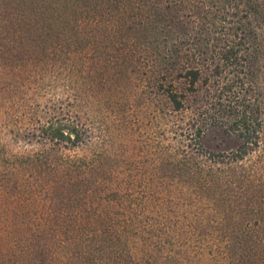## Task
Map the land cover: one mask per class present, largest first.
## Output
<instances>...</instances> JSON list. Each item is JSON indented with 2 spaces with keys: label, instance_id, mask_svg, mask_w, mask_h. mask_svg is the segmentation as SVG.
<instances>
[{
  "label": "trees",
  "instance_id": "trees-1",
  "mask_svg": "<svg viewBox=\"0 0 264 264\" xmlns=\"http://www.w3.org/2000/svg\"><path fill=\"white\" fill-rule=\"evenodd\" d=\"M99 6H104L102 12ZM89 8L84 18L97 34L90 39L102 35L103 48L97 46L108 49L115 59L114 74L131 70L139 76L143 84L139 102L157 103L166 118H173L190 112L191 95L201 91L200 83L208 85L205 103L210 106L202 115L209 117V111H216L213 124L245 140L230 155L204 151L198 143L203 128L190 112V121L178 127L189 141L186 153L195 148V153L208 156L214 165H232L259 148L264 91L253 82L257 49L253 23L264 28V0H80L81 15ZM112 19L115 23L111 25ZM32 80L20 83L23 90L15 89L14 95L21 96L13 99L14 116L8 118L17 130L13 141L26 148L24 152L11 151L0 133V264H175L172 251H164L173 249L175 243L179 247L178 228L203 238V229L191 226L188 216L198 217L199 204L205 212L214 202L221 204L226 195H239L250 205V213L261 214L264 190L259 197L245 183H254L250 178L259 169L250 175L236 167L230 173L214 171L199 163L200 157L193 153L185 160L177 156L161 159L169 162L165 167L188 177L184 185L198 197L193 198L186 219L174 198L164 199L155 190L162 183L124 176L143 172L141 162L116 163L123 155L106 149L120 124L123 130L131 125L127 111L134 108L131 101L119 105L120 100L106 97L112 88L102 80L87 95L91 102L86 108L94 107L97 114L83 122L76 83L70 86L76 94L68 104L35 106L37 97L29 99ZM177 82H182L183 90ZM89 149L91 157L80 156V151ZM154 166L151 172L158 168ZM205 199L208 202L203 204ZM257 222L261 225L263 220ZM241 223L236 239L259 245V237L246 228L249 221Z\"/></svg>",
  "mask_w": 264,
  "mask_h": 264
},
{
  "label": "rangeland",
  "instance_id": "rangeland-1",
  "mask_svg": "<svg viewBox=\"0 0 264 264\" xmlns=\"http://www.w3.org/2000/svg\"><path fill=\"white\" fill-rule=\"evenodd\" d=\"M103 7H98L100 12L104 9ZM90 11L89 8L83 10L85 14H80L82 12L80 0H0V133L4 142L9 143V149L14 153H21L26 149L13 141L16 140L14 137L17 130L8 122V118L13 117L15 112V108L10 107L12 101L15 98L18 100L21 96V93L14 95L15 89L17 90V87L18 90L20 89V83L33 78L31 82L34 83L30 87L33 95L30 94L28 98L37 97L32 104L35 106L46 102L57 104L59 101L68 104L76 94L73 91L79 87L80 117L84 122L90 115L94 119L97 114L94 107L86 108L91 102L87 96L88 91L92 85H98L103 80L106 86L112 88V91L107 92L106 97L111 95L110 98L113 101L120 100L119 105L123 100L131 101L134 106L132 111L127 110L132 121L131 125L123 130L120 124L107 140V148L105 147L107 150L118 151L123 155L122 158L117 159L116 163L127 160L128 163L141 162V168L144 171L136 173L135 177L124 175L127 179H147L162 183L161 188L158 186L155 190L157 189L164 199L174 198L180 207V212L185 213L181 216H186L187 219L186 211L193 208L195 203L193 198L195 197L196 200L198 197L184 185L188 177L179 176L172 171V167H165L169 165V162H162L161 159L166 157L173 159L177 156L185 160L194 153L196 157H200L199 163L205 164L207 169L211 167L214 171L218 169L223 173L224 170L230 173L236 167L237 171L250 175L252 171L259 169L260 172L254 173L256 177L250 178L254 183L250 184L248 180L245 183L250 185V193L254 191L259 197L263 195L264 188L261 186L264 184V165L262 164L264 129L260 135L259 148L237 164L215 163L214 165V162L207 159L208 156L201 157L199 153H195V148L194 151L188 149L189 152L186 153L184 147L189 141H186L185 136H181L178 127L190 121V112L194 113L200 122L199 125L203 128L198 143L204 151L219 156L230 155L244 146L245 140L237 132L213 124L214 119L211 117L216 116V111H209V117L202 115V112L210 106L205 103L206 100L208 101V85L200 83L198 87L201 91L191 95L190 112L175 114L173 118H166L161 112L163 106L157 103L146 105L139 102V96L143 90L139 76L132 75L131 70L125 71L124 75L114 74L115 59L112 60L108 49L99 50L98 48L99 45L103 48L102 35L97 40L90 39L91 36H97L94 32L95 26L84 18ZM113 23L115 19H112L111 25ZM253 26L257 33L253 82L260 85L264 91V28L261 26L260 28L256 23H253ZM101 58L106 63L103 67L99 62ZM104 67L108 69L107 73L103 72ZM26 69L30 71L24 72L23 70ZM20 71H23L21 76ZM74 83H76V90L70 87ZM181 83L177 82L180 91L183 90ZM98 88L99 86L97 92L100 90ZM106 89L108 90L107 87ZM166 112L165 109L164 113ZM87 123L93 126L92 121L89 120ZM95 133V136H98V132ZM94 143L97 144L96 141ZM29 149L32 148L29 147ZM91 154L93 152L90 149L87 152L80 151V156L84 158L91 157ZM155 163L159 169L151 172ZM162 165L166 169L160 167ZM163 182H166V185ZM218 200L224 201L221 204L214 202V206H210L205 212L200 211L202 205L199 204L200 208L196 210L198 217H194L192 213L188 215L191 217L189 219L191 226L203 229L202 239L198 238V234L194 235L192 231L179 226L182 228L177 229L182 230L181 233L176 231L177 238L180 237L179 247L175 243L176 246L173 249L165 250L164 253L166 254V251L170 253L171 250V256L176 257L175 264H264V242L261 244L264 241V205L261 207V214H256L259 216L256 217L255 214L250 213V205L245 203L239 195L229 194L222 200ZM207 202L205 199L203 204ZM240 211L243 216H239ZM243 219L249 221L246 228L248 227L253 235L261 240L259 245L252 246L250 241L236 239L239 234L236 230L239 229L237 225L242 224ZM257 220H263L262 224L259 225ZM180 221L183 222L185 219ZM247 255L252 257L249 256V258ZM122 264L133 263L124 261Z\"/></svg>",
  "mask_w": 264,
  "mask_h": 264
}]
</instances>
